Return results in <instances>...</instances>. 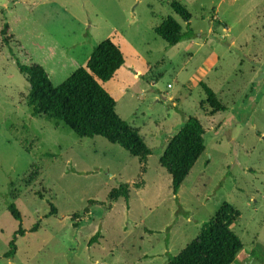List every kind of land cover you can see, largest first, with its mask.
<instances>
[{
    "label": "rangeland",
    "instance_id": "obj_1",
    "mask_svg": "<svg viewBox=\"0 0 264 264\" xmlns=\"http://www.w3.org/2000/svg\"><path fill=\"white\" fill-rule=\"evenodd\" d=\"M174 1L192 14L195 37L169 46L154 29L172 16L186 30ZM5 23L16 56L43 66L54 86L104 40L118 44L126 66L105 86L152 150L147 161L32 117ZM201 84L227 111L211 113ZM189 116L203 124L206 150L175 197L159 160ZM122 184L129 203L109 198ZM224 203L241 214L235 264H264V0H0V264H167ZM20 226L26 235L5 258Z\"/></svg>",
    "mask_w": 264,
    "mask_h": 264
},
{
    "label": "trees",
    "instance_id": "obj_2",
    "mask_svg": "<svg viewBox=\"0 0 264 264\" xmlns=\"http://www.w3.org/2000/svg\"><path fill=\"white\" fill-rule=\"evenodd\" d=\"M172 9L186 23L184 31L181 23L168 16L154 29L155 34L169 46H176L185 40H191L195 33L191 28L192 14L178 1L172 3ZM10 25L5 23L1 30L3 44L16 60L19 72L26 76L30 85L28 106L32 117H45L62 121L78 137H102L111 144L119 145L133 157L146 162L152 150L145 140L117 113V102L107 90L105 84L114 80L126 66V59L121 47L111 39L101 42L92 52L83 67L77 68L60 85L54 86L50 74L36 63L25 64L14 53L9 35ZM212 114L227 111V107L217 98L206 84H201ZM206 130L195 116L185 119L178 132L171 138L160 157V165L172 177L173 195L177 197L185 179L189 176L198 160L206 150ZM33 177H30L32 183ZM14 185L10 183V187ZM137 189L143 183L134 184ZM111 201L124 198L130 200V185L122 184L113 189L109 196ZM8 211L17 221L22 215L14 202L8 203ZM57 209L51 205L50 215H56ZM240 212L229 203H224L215 216L206 222L200 234L190 242L178 255L171 256L167 264H235L243 250L241 238L233 230V225L240 217ZM79 214L73 216V221ZM78 223L74 227H78ZM36 223L30 232H37ZM100 232L89 241V246L98 243ZM26 230L20 226L9 243L5 258H14L17 252V237L25 236Z\"/></svg>",
    "mask_w": 264,
    "mask_h": 264
}]
</instances>
